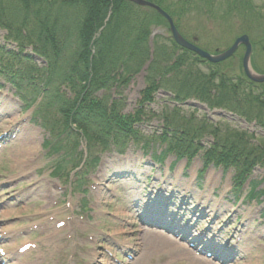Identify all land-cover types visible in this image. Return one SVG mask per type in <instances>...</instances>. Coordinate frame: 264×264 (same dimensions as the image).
I'll list each match as a JSON object with an SVG mask.
<instances>
[{"label": "rangeland", "instance_id": "obj_1", "mask_svg": "<svg viewBox=\"0 0 264 264\" xmlns=\"http://www.w3.org/2000/svg\"><path fill=\"white\" fill-rule=\"evenodd\" d=\"M180 1H175V10ZM197 1L199 10L177 17L187 38L197 37V45L213 52L224 50L236 36L246 33L255 43L251 61L264 70V21L242 24L234 13L227 19H217L213 15L223 12L233 0ZM254 2L260 6L264 0ZM151 32L152 47L153 36L168 37L164 25L153 26ZM4 35L5 30H0V46L13 49V44L4 41ZM29 51L26 48L22 54ZM243 51L240 48L220 68L238 74ZM200 67L206 70L204 64ZM143 86V75L137 74L127 85L98 94H121L126 99L124 110L132 111ZM261 88L264 90V85ZM17 92L14 84L1 74L0 264H264V197L243 198L241 194L249 179L241 190L234 189L233 170L223 173L221 167L204 166L202 150L187 161L189 156L180 157L170 149L168 141L147 137L144 150V141L140 140L128 141L119 152L112 145L98 152L99 164L88 172L80 187L87 189L88 201L87 209L81 210V192L70 187L73 174L58 178L50 173L52 162L61 152H53L43 144L49 138L44 127L51 123V110L47 108L41 118L32 113L34 106L27 109L19 101ZM22 95L26 102L34 97L36 108L39 96L35 98L27 92ZM149 109L155 116L150 114L149 120L140 126L145 136L159 133L163 129L161 117L173 115L177 121L191 118L193 127L205 120L207 132L201 139L205 146L212 141L208 134L211 125L264 137V127L254 122L248 123L240 116H218L198 106H174L161 90ZM68 139L72 143L78 140ZM83 147V143L78 144L74 153ZM158 152L163 156L161 162H155ZM262 173L257 167L251 178H259ZM145 202L156 203L153 212L163 218L161 221L176 216L180 226H193L188 239L201 231L206 237L219 235L217 246H222L224 252L220 256L213 252L205 256L171 233L144 224L148 219L142 215L149 213L143 207ZM160 209L163 214L158 212ZM231 250L233 256L226 259Z\"/></svg>", "mask_w": 264, "mask_h": 264}, {"label": "trees", "instance_id": "obj_2", "mask_svg": "<svg viewBox=\"0 0 264 264\" xmlns=\"http://www.w3.org/2000/svg\"><path fill=\"white\" fill-rule=\"evenodd\" d=\"M150 1L174 20L200 8L197 0H181L178 10L176 0ZM228 6L219 14L221 18L234 12L246 23L253 16L251 0H233ZM161 24L167 26L155 10L127 0H0V29L6 30L5 41L15 45L13 50L0 46V75L15 85L23 102L24 91L40 97L36 113L42 118L47 108L51 110V123L45 128L57 144L46 141L45 145L53 152L61 151L53 174L62 175L69 167L80 186L85 172L77 169L95 164L100 150L145 139L140 124L146 122V105L159 88L174 92L177 100L195 96L264 126V97L252 90L253 83L242 70L232 76L214 67L203 71L199 63L206 61L172 39L168 46L159 36L151 50V27ZM27 47L30 53L23 55ZM33 55L42 60L40 65ZM146 63V85L132 112H122V98L96 95L99 90L126 85ZM212 89L217 90L213 99ZM171 122L164 117L165 127ZM203 129L200 126L190 135L174 131L169 136L162 130L160 138L173 142L178 155L191 156L202 149L204 163L232 169L233 188H240L259 167L263 174L249 181L246 197L264 196V138L213 127L209 131L213 141L202 148L198 141ZM70 137L85 140V156L73 152L77 142H68ZM259 184L263 186L257 188Z\"/></svg>", "mask_w": 264, "mask_h": 264}, {"label": "water", "instance_id": "obj_3", "mask_svg": "<svg viewBox=\"0 0 264 264\" xmlns=\"http://www.w3.org/2000/svg\"><path fill=\"white\" fill-rule=\"evenodd\" d=\"M130 2H133L139 6H147L150 8L155 9L159 14H161L162 16H164L169 24V29L171 32V35L173 37V39L175 40V42L189 50H192L193 52L197 53L199 56L207 58L209 61L211 62H218L221 61L223 59H225L226 57H228L229 55H231L233 53V51L236 49L237 45L240 42H244L246 43V50L244 52L243 55V60H242V65H243V69L246 73V75L257 82H261L264 81V75L261 74H257L255 72H253L249 66L248 63V57L250 54V46L247 42V36L246 35H242L238 38H236V40L232 43V45L227 48L226 50H224L221 53L218 54H210L209 52L201 49L200 47L196 46L195 44L187 41L180 33L179 31L176 29L172 18L169 16V14H167L160 6H158L157 4L148 1V0H128Z\"/></svg>", "mask_w": 264, "mask_h": 264}, {"label": "flooded vegetation", "instance_id": "obj_4", "mask_svg": "<svg viewBox=\"0 0 264 264\" xmlns=\"http://www.w3.org/2000/svg\"><path fill=\"white\" fill-rule=\"evenodd\" d=\"M249 40H250V39H249ZM250 42H251L252 48H254L253 46H255V43H253V41H251V40H250ZM262 45H263V44H262ZM253 51H254V50H253ZM255 68H256V69H259L257 66H255Z\"/></svg>", "mask_w": 264, "mask_h": 264}, {"label": "bare ground", "instance_id": "obj_5", "mask_svg": "<svg viewBox=\"0 0 264 264\" xmlns=\"http://www.w3.org/2000/svg\"><path fill=\"white\" fill-rule=\"evenodd\" d=\"M113 175H115V173L112 171ZM205 207V206H204Z\"/></svg>", "mask_w": 264, "mask_h": 264}]
</instances>
